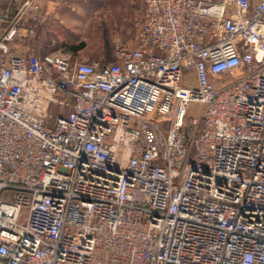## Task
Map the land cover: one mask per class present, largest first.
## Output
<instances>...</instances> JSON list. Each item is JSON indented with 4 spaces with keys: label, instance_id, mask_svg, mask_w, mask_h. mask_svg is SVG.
<instances>
[{
    "label": "built area",
    "instance_id": "1",
    "mask_svg": "<svg viewBox=\"0 0 264 264\" xmlns=\"http://www.w3.org/2000/svg\"><path fill=\"white\" fill-rule=\"evenodd\" d=\"M49 1L0 0V264H264V0H143L109 62L25 45Z\"/></svg>",
    "mask_w": 264,
    "mask_h": 264
},
{
    "label": "rangeland",
    "instance_id": "2",
    "mask_svg": "<svg viewBox=\"0 0 264 264\" xmlns=\"http://www.w3.org/2000/svg\"><path fill=\"white\" fill-rule=\"evenodd\" d=\"M140 2L68 0L50 5L44 2L33 38L25 45L42 52L65 47L86 61H113L116 46L134 44L141 18ZM199 109L200 106L193 103L189 112L195 114ZM162 126L167 129L169 122L165 121Z\"/></svg>",
    "mask_w": 264,
    "mask_h": 264
},
{
    "label": "crops",
    "instance_id": "3",
    "mask_svg": "<svg viewBox=\"0 0 264 264\" xmlns=\"http://www.w3.org/2000/svg\"><path fill=\"white\" fill-rule=\"evenodd\" d=\"M43 3H44V2H42V6H43ZM142 7H143V0H141V2H140V4H139V7H138L139 14H140V12H141V10H142ZM139 14H138V16H139Z\"/></svg>",
    "mask_w": 264,
    "mask_h": 264
},
{
    "label": "trees",
    "instance_id": "4",
    "mask_svg": "<svg viewBox=\"0 0 264 264\" xmlns=\"http://www.w3.org/2000/svg\"><path fill=\"white\" fill-rule=\"evenodd\" d=\"M51 3H52V2H50V1H49V2H46L47 5H50Z\"/></svg>",
    "mask_w": 264,
    "mask_h": 264
}]
</instances>
